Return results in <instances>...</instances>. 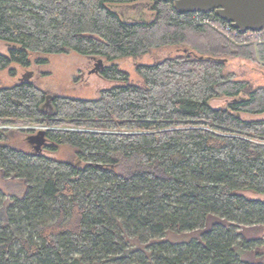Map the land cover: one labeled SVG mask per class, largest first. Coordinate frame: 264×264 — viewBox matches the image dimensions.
Here are the masks:
<instances>
[{"label": "trees", "instance_id": "1", "mask_svg": "<svg viewBox=\"0 0 264 264\" xmlns=\"http://www.w3.org/2000/svg\"><path fill=\"white\" fill-rule=\"evenodd\" d=\"M144 1L147 19L114 9ZM194 17L172 0H0L1 70L74 51L105 58L114 82L45 109L33 79L0 83V122L50 127L41 153L0 129V264H264V243L246 237L264 226V118L244 117L264 114V85L225 70L229 57L264 62V33L239 45ZM168 46L182 52L137 63L141 83L115 62ZM64 146L73 159L44 154Z\"/></svg>", "mask_w": 264, "mask_h": 264}, {"label": "rangeland", "instance_id": "2", "mask_svg": "<svg viewBox=\"0 0 264 264\" xmlns=\"http://www.w3.org/2000/svg\"><path fill=\"white\" fill-rule=\"evenodd\" d=\"M147 3L139 2L134 7L131 5H116L114 9L125 15L128 19H140L144 16L146 19L152 17V9H147ZM261 39L253 38V43H239V45H257ZM9 45L0 40V52L7 54ZM182 51L176 46L160 47L152 49L149 53L142 55L138 58L128 57L118 59L115 62L119 66L129 72L131 80L133 82L141 83V77L136 72L137 63H153L161 61L165 58L173 57L180 54ZM37 57H46L48 62L45 64H39L35 61ZM98 58V57H96ZM32 65L30 67H23L17 63H12L10 68L15 69L14 74H10L9 69H0V83L4 86H11L16 84L20 78L27 73L32 71V79L41 89L47 91L50 94H56L61 96H69L75 98H96L98 97L102 89L110 87L114 82H109L104 79L98 73H90V70L94 67L96 60L93 57L79 55L74 51H69L62 54H45V53H34L32 56ZM105 64H109L104 58ZM225 70L227 72H234L237 79H246L253 83L254 86L264 85V62L261 60H252L244 57H229L226 63ZM231 101L230 97H218L210 100L212 107H225L228 102ZM247 119L264 118V114L261 115H249L244 114ZM31 129V131H20L18 129ZM50 128L47 125H43L37 122H28L26 125L12 124L0 122V129H10L14 131V138L10 141L11 144L17 148H21L25 151L34 150L33 147L28 143L27 137L30 134L36 133L39 129ZM73 149L68 146L61 147L59 151L50 153L45 151L44 154L60 158V160L73 159ZM135 161H127L125 170L133 169ZM131 167V168H130ZM0 196H2L0 194ZM262 197V196H261ZM1 199V198H0ZM246 237L250 239H256L260 237L264 243V226L249 228L246 232ZM192 236L191 233L179 234L173 239L182 241L187 240ZM259 239L258 243L261 242ZM260 248H264V244ZM249 257V256H248Z\"/></svg>", "mask_w": 264, "mask_h": 264}, {"label": "water", "instance_id": "3", "mask_svg": "<svg viewBox=\"0 0 264 264\" xmlns=\"http://www.w3.org/2000/svg\"><path fill=\"white\" fill-rule=\"evenodd\" d=\"M181 13L187 12H204L213 11L216 15L233 25V28L238 29L242 33L247 31H260L264 27V0H172ZM94 67L90 73H98L105 68L103 58H96ZM32 71L24 73L20 80H32ZM53 94L48 93L46 102L43 105L51 107ZM47 130L39 129L36 133L30 134L27 137L28 143L33 147L36 153H41L47 141Z\"/></svg>", "mask_w": 264, "mask_h": 264}, {"label": "built area", "instance_id": "4", "mask_svg": "<svg viewBox=\"0 0 264 264\" xmlns=\"http://www.w3.org/2000/svg\"><path fill=\"white\" fill-rule=\"evenodd\" d=\"M200 24H210L216 29L225 33L228 37H230L233 41L238 43H253V38L261 39V34L264 33V28L260 31H248L246 33L240 32L238 29L233 28V25L230 23L229 25L223 26L219 23L213 22L210 17L204 15V12H195V17ZM264 27V26H263ZM232 28L236 31H232ZM260 42V41H259Z\"/></svg>", "mask_w": 264, "mask_h": 264}, {"label": "flooded vegetation", "instance_id": "5", "mask_svg": "<svg viewBox=\"0 0 264 264\" xmlns=\"http://www.w3.org/2000/svg\"><path fill=\"white\" fill-rule=\"evenodd\" d=\"M139 3H135V4H133L134 5V7L136 6V5H138ZM123 15V14H122ZM123 16H125V15H123ZM141 18H145L144 16H141Z\"/></svg>", "mask_w": 264, "mask_h": 264}]
</instances>
